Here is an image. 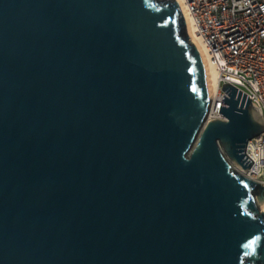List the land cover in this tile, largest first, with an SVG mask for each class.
Listing matches in <instances>:
<instances>
[{"label":"water","instance_id":"95a60500","mask_svg":"<svg viewBox=\"0 0 264 264\" xmlns=\"http://www.w3.org/2000/svg\"><path fill=\"white\" fill-rule=\"evenodd\" d=\"M179 0H0V264H264V116Z\"/></svg>","mask_w":264,"mask_h":264},{"label":"built area","instance_id":"2783aa9c","mask_svg":"<svg viewBox=\"0 0 264 264\" xmlns=\"http://www.w3.org/2000/svg\"><path fill=\"white\" fill-rule=\"evenodd\" d=\"M181 6L219 75L208 117H222L227 82L246 93L264 116V0H181ZM246 153L254 162L245 175L264 183V131L249 141Z\"/></svg>","mask_w":264,"mask_h":264},{"label":"bare ground","instance_id":"6f19581e","mask_svg":"<svg viewBox=\"0 0 264 264\" xmlns=\"http://www.w3.org/2000/svg\"><path fill=\"white\" fill-rule=\"evenodd\" d=\"M179 2L181 4V0H179ZM185 16H186V20H187V24H188V31H189V35L191 37V40L199 45V47L201 48V50L205 56L207 67H208V72H209V77H210L211 90H212V94L214 95V92L217 90V85H218V80H219L218 72L208 62L206 48H205L203 42L201 41L200 37L196 33L195 28L192 24L191 18L186 13H185ZM252 146H253V144L251 143V147ZM263 209H264V205H263Z\"/></svg>","mask_w":264,"mask_h":264}]
</instances>
